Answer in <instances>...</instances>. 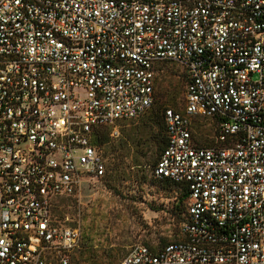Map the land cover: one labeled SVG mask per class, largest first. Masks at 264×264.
Segmentation results:
<instances>
[{
    "label": "built area",
    "instance_id": "obj_1",
    "mask_svg": "<svg viewBox=\"0 0 264 264\" xmlns=\"http://www.w3.org/2000/svg\"><path fill=\"white\" fill-rule=\"evenodd\" d=\"M163 60L188 82L153 174L188 219L118 264H264V0H0V264H72L56 201L105 173L95 130L151 109Z\"/></svg>",
    "mask_w": 264,
    "mask_h": 264
},
{
    "label": "rangeland",
    "instance_id": "obj_2",
    "mask_svg": "<svg viewBox=\"0 0 264 264\" xmlns=\"http://www.w3.org/2000/svg\"><path fill=\"white\" fill-rule=\"evenodd\" d=\"M186 82L183 66L158 63L151 109L101 128L110 131V140L97 146L106 162V175L84 183L80 198L59 197L54 207L60 224L82 230L72 264L77 258H82V264H118L134 243L165 244L179 237L185 215L175 207L180 189L167 190L153 174L163 145V129L154 114L165 108L182 111ZM195 131L199 143L210 145L216 140L211 120L198 124Z\"/></svg>",
    "mask_w": 264,
    "mask_h": 264
},
{
    "label": "trees",
    "instance_id": "obj_3",
    "mask_svg": "<svg viewBox=\"0 0 264 264\" xmlns=\"http://www.w3.org/2000/svg\"><path fill=\"white\" fill-rule=\"evenodd\" d=\"M160 62H173V61L163 60V61H159L158 63H160ZM158 63L155 65L156 67H157ZM185 75H186V80L188 82V76H187V72L186 71H185ZM187 82H186V84H187ZM155 101H156V99H155ZM154 104H155V102H154ZM164 110L160 111L158 109V110H156V112L154 114L156 122H158L161 125L162 129H163L162 130L163 131V134H162V143H163V145L161 146V151L164 149V147L166 146V143H167V130H166V123H165V119H164ZM101 128H103V127L97 128L95 130V132H94V135H93V143L95 144L96 148H97L98 145H103L104 143H106V142H108L110 140V131L106 130V129H101ZM200 144L207 145V144H203L201 142H200ZM97 150H98V148H97ZM161 151H160V153H161ZM160 153H159V155H160ZM105 164H106V162H105ZM106 173H107V171L105 169V173L100 178H103L106 175ZM160 181H161V183H163L165 185V188L167 190H171L173 188H179L180 189V195L178 197L179 202H178V204H176L175 207L180 210V213L185 212L184 217L183 216L181 217V219H183V222H184L185 220L188 219V212L187 211H188V202H189V193H190L188 186L186 184H184V183L176 182V181L171 180L169 178H160ZM186 202H187V209H185V203ZM146 245L154 248L155 246H157L159 244H157V245L146 244ZM74 261H75L74 264H82L83 260H82V258H77V259H74Z\"/></svg>",
    "mask_w": 264,
    "mask_h": 264
}]
</instances>
